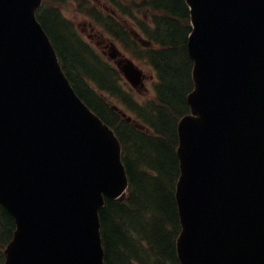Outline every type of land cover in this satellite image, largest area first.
<instances>
[{
	"label": "water",
	"instance_id": "obj_1",
	"mask_svg": "<svg viewBox=\"0 0 264 264\" xmlns=\"http://www.w3.org/2000/svg\"><path fill=\"white\" fill-rule=\"evenodd\" d=\"M186 2L195 89L178 126L179 258L264 264V0ZM41 4L0 0V203L16 224L5 264H105L100 210L128 185L121 143L71 85ZM118 65L142 82L131 59Z\"/></svg>",
	"mask_w": 264,
	"mask_h": 264
},
{
	"label": "trees",
	"instance_id": "obj_2",
	"mask_svg": "<svg viewBox=\"0 0 264 264\" xmlns=\"http://www.w3.org/2000/svg\"><path fill=\"white\" fill-rule=\"evenodd\" d=\"M65 1L44 0L39 19L78 94L120 138L130 178L127 198H106L101 210L106 264H180L178 121L190 112L187 95L194 85L193 62L187 51L191 30L188 6L185 0H149L139 6L156 13L148 31L156 47L139 56L155 68L159 82L153 100L129 105L137 118L151 127L149 132L128 122L89 84L91 81L98 89L106 90L108 81V92L113 95L121 89L117 70L108 63L107 71L102 57L64 18L60 5ZM75 1L86 13L100 16L88 7V0ZM113 23L118 26L116 21ZM14 231L12 215L0 204V264H4V249Z\"/></svg>",
	"mask_w": 264,
	"mask_h": 264
},
{
	"label": "rangeland",
	"instance_id": "obj_3",
	"mask_svg": "<svg viewBox=\"0 0 264 264\" xmlns=\"http://www.w3.org/2000/svg\"><path fill=\"white\" fill-rule=\"evenodd\" d=\"M141 0H88L87 5L89 8H94V10H97V14H99L102 17H107L108 19L113 21L120 22L128 31L132 28V26H136L139 28H146L149 30L152 25V16L156 15V13L150 11V10H142V13H138L137 9L141 3ZM142 2V1H141ZM143 7V5H141ZM78 2L75 0H67L64 3L60 5V9L62 11V14L64 18L68 21H70L77 30L81 33L83 39L90 43L97 51L102 52L103 48L102 46H97L96 41L98 40H111L116 42V45L123 51L126 52V55L133 59L136 64H138L141 68L144 69L146 75H148V80L145 88H142V90H131L130 86L125 83L123 79L118 80L117 83L120 84V90L121 94L119 97L117 96H109L106 94H103L108 102L110 104H114L119 106L124 111L128 112V114H131L133 116V112L129 109V107L123 102V92L125 91V94L127 95L128 99L131 101L143 103L147 100H152L155 95V82L157 81V74L153 68V66H150L148 63L140 62L137 58L130 55L124 47L120 44V41H122L118 36L115 34H112L98 23L97 18L93 17L92 15H89L84 11V9L80 10ZM143 9V8H142ZM128 12V14H126ZM112 17V18H111ZM126 21L128 24H132L130 21L134 22V25L132 24L131 27L127 28L125 25ZM138 50V53H141L143 49L139 48L138 46H135ZM101 54V53H100ZM107 59V58H106ZM113 64V62H111ZM115 66V64H113ZM155 75L154 79H150L151 75ZM124 81V82H123ZM118 92L119 89H116ZM4 256L6 258L5 252Z\"/></svg>",
	"mask_w": 264,
	"mask_h": 264
},
{
	"label": "flooded vegetation",
	"instance_id": "obj_4",
	"mask_svg": "<svg viewBox=\"0 0 264 264\" xmlns=\"http://www.w3.org/2000/svg\"><path fill=\"white\" fill-rule=\"evenodd\" d=\"M125 22V25H126V27L127 28H129V27H131V25L133 24L134 25V22L133 21H130L132 24L130 25V24H128L126 21H124ZM132 28H139V27H136V26H132ZM141 32V31H140ZM142 33V32H141ZM136 41H137V43L139 44V41L136 39ZM97 43H100V41H97ZM109 43H110V40H107L106 41V44L107 45H109ZM107 50V52H108V49H106ZM120 58L121 57H118L117 59H116V61H118V60H120ZM147 79V78H146ZM144 88V87H143Z\"/></svg>",
	"mask_w": 264,
	"mask_h": 264
}]
</instances>
